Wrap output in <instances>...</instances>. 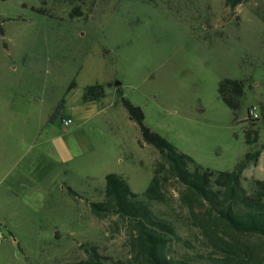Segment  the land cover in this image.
<instances>
[{
  "label": "rangeland",
  "instance_id": "1",
  "mask_svg": "<svg viewBox=\"0 0 264 264\" xmlns=\"http://www.w3.org/2000/svg\"><path fill=\"white\" fill-rule=\"evenodd\" d=\"M263 11L264 0L233 10L223 0H0V264L82 260L84 244L114 261L133 258L130 224L90 209L110 173L141 195L158 157L138 144L118 91L203 169L230 171L262 147L243 184L264 182ZM225 78L244 81L238 122L217 93ZM94 84L107 86L105 97L84 104ZM250 107L258 121L248 122ZM179 233L190 246L174 243L169 254L198 252L196 232Z\"/></svg>",
  "mask_w": 264,
  "mask_h": 264
},
{
  "label": "trees",
  "instance_id": "2",
  "mask_svg": "<svg viewBox=\"0 0 264 264\" xmlns=\"http://www.w3.org/2000/svg\"><path fill=\"white\" fill-rule=\"evenodd\" d=\"M245 1L223 0V3L233 10ZM36 11L47 14L43 9ZM258 15L264 23V11ZM73 86L74 83L69 90ZM106 87L103 84L86 86L82 102L100 101L105 97ZM217 93L233 112V120L238 122L244 81L225 78L218 83ZM118 94L128 119L139 129L138 144L151 146L158 157L153 162L150 185L141 195L133 193L121 176L110 173L105 176L103 201L90 203V209L99 219L114 214L130 224L129 245L133 258L126 262L114 261L100 254L96 246L84 244L80 247L87 254L86 259L56 264H264V182L252 178L250 188L243 184V172L258 164L263 148L248 151L230 171L203 169L189 155L148 128L142 109L127 101L120 91ZM251 108H248V122L258 121L249 115ZM57 109L49 122L57 118ZM254 133L250 130L245 134V143L251 147L257 139ZM172 187H177L176 197L171 193ZM171 197L177 202L176 208L171 205ZM154 204L167 206L169 212L162 216L155 213ZM182 229L196 232L199 250L192 256L175 258L169 254L174 243L190 246L179 233ZM250 237L257 238L258 243L243 241Z\"/></svg>",
  "mask_w": 264,
  "mask_h": 264
},
{
  "label": "built area",
  "instance_id": "3",
  "mask_svg": "<svg viewBox=\"0 0 264 264\" xmlns=\"http://www.w3.org/2000/svg\"><path fill=\"white\" fill-rule=\"evenodd\" d=\"M249 115H250L252 118H254V119H257V118H258V113H257L255 107H253V108H251V109L249 110ZM71 123H72V120H71L70 118H68V119H64V120H63V125H64V126H68V125L71 124Z\"/></svg>",
  "mask_w": 264,
  "mask_h": 264
}]
</instances>
